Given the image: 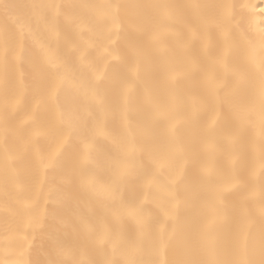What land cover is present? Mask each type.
<instances>
[{
    "label": "snow or ice",
    "instance_id": "6c2138e0",
    "mask_svg": "<svg viewBox=\"0 0 264 264\" xmlns=\"http://www.w3.org/2000/svg\"><path fill=\"white\" fill-rule=\"evenodd\" d=\"M2 7L0 77L4 82L5 119L9 108L20 102L23 89L30 87L32 99L38 98L48 111L35 115L27 112L25 123L31 121L37 135L46 134L54 142L47 154L38 157L40 167L60 172L64 182L77 184L90 194L103 193L111 200L112 213L101 220L68 221L54 240L47 264H264V30L256 38L237 26L225 30L213 47H208L203 36L185 33L181 48L172 49L165 47V33L171 26L155 18L131 63L119 49L101 45L98 51L105 60L119 61L105 74L89 63V56L79 48L69 51L62 47L61 41L68 40L57 20L62 6L32 4L22 20L13 11L17 6ZM129 7L167 10L178 6L96 5L86 26L91 32L112 31L122 24V10ZM191 7L218 9L222 28L230 26L234 19L229 12L231 5ZM251 7L254 11L256 6ZM259 11L264 14V6H259ZM247 19L250 23L253 17L249 15ZM261 19L264 21V16ZM41 27L50 38L31 50L27 40ZM154 52H163L153 58V63L164 92L175 98V103L168 106L174 131L176 122L188 117L192 108L179 95L182 79L203 78L214 110L224 106L230 109L222 119L223 128L229 130L227 141L214 117L201 130L200 142L206 153L222 151L227 162L242 174L226 184L217 183L213 178L215 164L197 152L193 141L192 163L199 166L205 188L192 206L181 198L185 183L179 167L184 159L183 145L176 146L167 135L137 137L128 123L136 119L130 109L136 104L139 90L130 73H136L141 60ZM25 64L34 75L29 83H18L17 72ZM67 97L74 98L87 114L65 108L62 100ZM110 105L119 110L124 124L116 135L100 116ZM161 111L162 106L146 93L142 117L145 123L158 124L156 116ZM257 117L260 153L258 160H249V142L233 120L254 126ZM101 136L104 139H99ZM67 159L73 161L71 166L66 164ZM100 161L104 162L103 171L98 168ZM160 171L169 173L167 180L159 175ZM161 186L169 193V205L153 214L146 207L145 193ZM229 189L235 191L229 193ZM59 191L58 186L49 189L53 198ZM40 226L37 217L34 227ZM97 254L104 258L96 259ZM116 255L122 259L109 258ZM17 264L34 262L25 259Z\"/></svg>",
    "mask_w": 264,
    "mask_h": 264
},
{
    "label": "bare ground",
    "instance_id": "6f19581e",
    "mask_svg": "<svg viewBox=\"0 0 264 264\" xmlns=\"http://www.w3.org/2000/svg\"><path fill=\"white\" fill-rule=\"evenodd\" d=\"M45 3L62 6L57 17L62 33L68 37L67 42L61 41L62 47L71 51L79 48L84 55L89 56V63L96 64L101 71L108 74L112 66L119 61L105 60L98 49L101 45L117 48L123 58L131 63L140 47L144 32L152 26L153 20L159 18L164 24L170 25L165 33L166 48L180 49L182 37L185 33H196L203 36L208 47H213L219 41L225 30L230 31L242 26L249 35L258 38L264 30V21L259 6H264V0H0V27L4 24L3 5L17 6L13 11L21 20L31 11L32 4ZM119 3L122 5H176L173 9H155L150 7H129L122 10V24L109 32H91L86 21L92 13L93 6ZM227 4L233 22L227 28H222L218 19V9L208 6ZM251 6H256L254 11ZM253 19L249 23L247 17ZM50 34L41 27L35 30L27 40L31 50L35 46L45 43ZM163 55V52H154L147 59L141 60L138 71L130 73L139 85L137 101L130 109L132 116L129 125L132 126L137 137L145 134L167 135L174 140L176 146L183 145L184 159L179 167L183 173L185 183L181 188L182 201L192 206L199 195L204 191V177L199 166L192 163V144L196 141L197 152L206 159L213 161L216 174L213 177L217 183L226 184L229 180L241 175V170L229 164L222 151L204 152L200 142L201 130L206 128L215 117L221 125L220 134L227 141L228 129L223 128L222 119L228 106L213 108V98L208 90V84L203 78L182 79L178 92L185 101L192 104L190 115L176 122L175 131L168 119L171 110L168 107L175 103L174 97L164 92L160 75L156 71L153 58ZM34 73L27 64L17 72V82L29 83ZM151 94L153 100L162 106V111L156 116L159 121L156 125L145 123V96ZM34 93L30 87L24 88L20 102L9 108L8 119H5L4 82L0 77V264H17L18 261L28 260L34 264H47L51 258V251L55 238L61 234L68 221L92 220L98 221L112 213L111 200L103 193L90 194L77 184L66 183L60 172L52 169H43L38 163V157L47 154L53 147V140L46 134H36L32 122L25 123L26 113L34 115L46 112L48 109L37 98L32 99ZM197 103H192L193 101ZM65 108L85 113V110L72 97L62 100ZM258 112L259 101L256 100ZM100 116L111 126L112 135H116L124 128L120 119L119 110L110 105L100 113ZM234 124H239L245 135L247 155L249 160L259 158L260 128L258 117L253 125L234 118ZM104 139V137H99ZM66 147V145H65ZM64 148L60 149V154ZM66 164L71 166L73 161L67 159ZM103 161L98 168L103 171ZM159 175L165 180L169 173L160 171ZM260 170L257 167L255 180L259 182ZM59 187L56 198L49 189ZM235 189H229V193ZM146 207L155 214L169 205V193L162 186L146 190ZM40 220V227L35 228L36 218ZM131 231V228L129 229ZM96 259L104 256L97 254ZM111 259H122L121 256H111ZM166 258H171L167 256Z\"/></svg>",
    "mask_w": 264,
    "mask_h": 264
}]
</instances>
